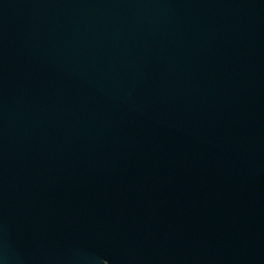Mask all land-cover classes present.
I'll return each instance as SVG.
<instances>
[{
  "label": "water",
  "instance_id": "95a60500",
  "mask_svg": "<svg viewBox=\"0 0 264 264\" xmlns=\"http://www.w3.org/2000/svg\"><path fill=\"white\" fill-rule=\"evenodd\" d=\"M264 264V0H0V264Z\"/></svg>",
  "mask_w": 264,
  "mask_h": 264
},
{
  "label": "bare ground",
  "instance_id": "6f19581e",
  "mask_svg": "<svg viewBox=\"0 0 264 264\" xmlns=\"http://www.w3.org/2000/svg\"><path fill=\"white\" fill-rule=\"evenodd\" d=\"M108 264V263H107Z\"/></svg>",
  "mask_w": 264,
  "mask_h": 264
}]
</instances>
